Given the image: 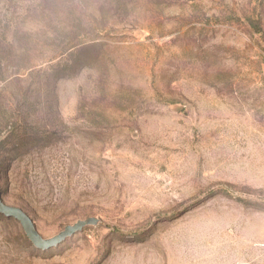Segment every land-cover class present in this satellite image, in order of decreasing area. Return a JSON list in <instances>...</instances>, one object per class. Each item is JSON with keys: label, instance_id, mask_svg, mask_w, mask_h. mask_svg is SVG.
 <instances>
[{"label": "rangeland", "instance_id": "obj_1", "mask_svg": "<svg viewBox=\"0 0 264 264\" xmlns=\"http://www.w3.org/2000/svg\"><path fill=\"white\" fill-rule=\"evenodd\" d=\"M0 264H264V0H0Z\"/></svg>", "mask_w": 264, "mask_h": 264}, {"label": "water", "instance_id": "obj_2", "mask_svg": "<svg viewBox=\"0 0 264 264\" xmlns=\"http://www.w3.org/2000/svg\"><path fill=\"white\" fill-rule=\"evenodd\" d=\"M0 213L6 215L7 217H14L18 219L31 242L37 247L46 249L51 246L58 244L66 236L74 233L75 231L81 229L84 225L96 222V219L89 217L86 219H80L73 224H68L63 230L54 234L51 237H43L36 229L31 217L20 207L11 206L3 202L1 198L0 190Z\"/></svg>", "mask_w": 264, "mask_h": 264}]
</instances>
